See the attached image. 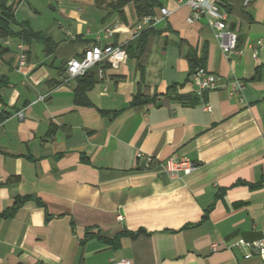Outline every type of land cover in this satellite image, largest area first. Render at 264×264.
<instances>
[{"label": "crops", "instance_id": "obj_1", "mask_svg": "<svg viewBox=\"0 0 264 264\" xmlns=\"http://www.w3.org/2000/svg\"><path fill=\"white\" fill-rule=\"evenodd\" d=\"M5 1L15 31L55 45L0 41V264H264L233 246L264 239V0H220L238 38L228 54L211 18L190 23L184 0H154L155 15L170 13L145 29L141 66L130 54L104 66L85 104L63 62L98 34L100 44L134 42L133 5L120 19L94 0ZM190 52L225 85L199 96ZM232 79L243 102L229 94ZM137 94L148 101L133 105ZM139 151L155 159L149 168ZM170 156L197 166L172 178L161 166Z\"/></svg>", "mask_w": 264, "mask_h": 264}, {"label": "built area", "instance_id": "obj_2", "mask_svg": "<svg viewBox=\"0 0 264 264\" xmlns=\"http://www.w3.org/2000/svg\"><path fill=\"white\" fill-rule=\"evenodd\" d=\"M248 1L244 0V3L246 4ZM184 3L190 9V14L187 18L188 22L192 23L202 16L211 18V26L214 29L215 36L220 39L219 47L222 52L228 54L236 48L237 34L227 27V13L220 0H184ZM169 13L167 8H160L158 15L154 14L138 18L131 31L133 38L139 36L145 29L153 27L156 23L167 17ZM115 26L105 27L103 33L107 36L113 35ZM99 41L100 35L98 34L95 42L86 45L79 57L67 60L64 68L65 80L81 77L93 67L98 68L97 73L101 77L104 66L117 68L125 61L127 52L124 46L100 44ZM17 50L18 67H21L25 64L26 54L22 44L17 46ZM252 55L255 56L256 51H253ZM191 81L196 86V92L199 96L205 91L217 89L225 85L219 76L204 67H198L194 70L191 74ZM226 85L228 86L229 94L237 95L239 102L244 101L241 96L244 86L242 80L232 79ZM202 108L205 111L211 110V106L207 103H203ZM136 158L143 159V168H149L155 161L152 156L140 151L137 152ZM161 166L168 176L174 178L191 173L197 164L185 156H170L162 162ZM233 246L243 251L244 258L258 255L264 260V239L246 241L240 238L233 242ZM212 247L214 248V245ZM108 264H131V261L123 258L112 259Z\"/></svg>", "mask_w": 264, "mask_h": 264}, {"label": "trees", "instance_id": "obj_3", "mask_svg": "<svg viewBox=\"0 0 264 264\" xmlns=\"http://www.w3.org/2000/svg\"><path fill=\"white\" fill-rule=\"evenodd\" d=\"M97 6L104 5L107 9H109V13H116L120 19H124V7L131 3L135 9L136 15L138 18L143 16H151L154 15V8L156 6V2L154 0H94ZM224 7L227 5L222 4ZM15 24L13 8L11 5H8L5 0H0V41L7 38L17 37L21 40V42H25L29 39V37L37 38L40 40L44 48L47 52H50L54 48V43L49 39L45 38L41 34H35L27 30L26 28H21L19 31H15L13 29V25ZM226 25L229 28L226 20ZM232 27V26H231ZM230 29V28H229ZM153 33L152 29L143 31L134 42H131L124 46L127 54L134 56L137 61L139 67L141 66V57L143 56L146 50V44L148 37ZM238 45V38L236 42V47ZM1 50V43H0ZM2 51V50H1ZM0 51V52H1ZM203 58L195 57L193 52H190L187 55L188 62L190 64V74L194 72V70L198 67H203ZM96 72L97 69L88 70L83 76L77 77V85L75 88V102L78 104L87 103V99L85 96L86 91L96 82ZM148 99L143 96L137 94L133 97L132 104L140 105L147 102ZM18 201H15L12 209L16 207Z\"/></svg>", "mask_w": 264, "mask_h": 264}, {"label": "water", "instance_id": "obj_4", "mask_svg": "<svg viewBox=\"0 0 264 264\" xmlns=\"http://www.w3.org/2000/svg\"><path fill=\"white\" fill-rule=\"evenodd\" d=\"M66 64V62H63V65H65Z\"/></svg>", "mask_w": 264, "mask_h": 264}]
</instances>
